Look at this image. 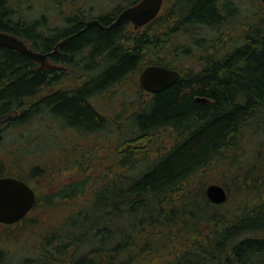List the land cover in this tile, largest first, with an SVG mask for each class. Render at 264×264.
<instances>
[{
  "label": "trees",
  "instance_id": "obj_1",
  "mask_svg": "<svg viewBox=\"0 0 264 264\" xmlns=\"http://www.w3.org/2000/svg\"><path fill=\"white\" fill-rule=\"evenodd\" d=\"M139 1L0 0V31L34 51L71 37L46 58L60 70L0 46V149L11 155L0 153V176L26 181L33 210L55 217L35 255L0 248V264H264V2L227 0L225 18L219 0H167V13L143 26L87 25H109ZM150 64L181 76L148 92L139 75ZM105 98L123 99L118 114L99 108ZM42 119L63 138L23 177L21 146L5 135ZM211 183L226 188L224 203L208 198Z\"/></svg>",
  "mask_w": 264,
  "mask_h": 264
},
{
  "label": "rangeland",
  "instance_id": "obj_2",
  "mask_svg": "<svg viewBox=\"0 0 264 264\" xmlns=\"http://www.w3.org/2000/svg\"><path fill=\"white\" fill-rule=\"evenodd\" d=\"M233 1H235V3L238 4L243 9H251L252 7H254V3H256V0H233ZM110 7L112 8V6H110L109 4L107 6L104 5L103 7L100 8L95 6V9L93 7L94 9L93 12L94 14L97 15L101 10H107ZM165 13H167L166 10ZM57 23L58 22H55L54 19L52 20V24L55 26L61 25L62 21H60L59 24ZM40 64L42 67H50L58 70H60L62 67L52 64L49 61V59H45L44 61H41ZM71 82L72 81L70 80L68 83L70 84ZM130 86L131 85H129L128 89L124 88L122 90L128 93V98L130 97L129 99L131 100L134 96L135 89L130 88ZM106 100L108 99L105 98L104 101H101L99 99V105H98L99 108L108 114H111L112 110L115 111V114L116 113L118 114L120 112L119 105L122 104L119 101L123 99L116 98V104L114 103V106H111L110 103L106 102ZM34 126L36 127V129L35 128L29 129L28 127H22L19 132L9 131L5 135V143L6 144L8 143V147L11 144L21 146V150L18 151L16 157L22 161L23 165L20 166V170H21L20 173L23 175V177H25L26 171L28 172V170H30L31 165L29 163L37 162L36 158H39L43 155L41 153V151L43 152V150L40 149H45L49 143L55 145L59 141V139L63 138L62 130L59 128L58 124L52 123V125L49 128L45 120L42 119L41 121L38 122V124H35L32 127ZM65 133L67 135H72V132L70 131H65ZM35 152L38 154H36ZM53 152H54L53 150H50V152H48V156L50 158H53ZM0 153L5 154L4 157L6 159H9L11 157V155L7 151L5 152L4 149H0ZM11 153H13V151ZM53 162L54 161L51 160L47 161L50 172L51 171L53 172V169L56 167V165L53 164ZM9 165L10 163L7 164V166ZM61 173L65 175L67 174V172H61ZM221 175L222 174H220L217 171L212 179L216 180V178L221 177ZM56 177H58V175H56ZM34 179L33 182L37 188L43 190L44 192L48 191L47 188L41 185V183L43 184L42 180L38 178H36L35 180ZM66 180L67 179H63V181H61V184L64 183ZM227 180L231 185V188L233 189L231 196L232 200H236V201L239 200L235 195V191H234L235 187L232 185L233 182L229 181V179ZM227 180L224 181L227 182ZM44 184L45 186L48 185V184L46 185L45 182ZM57 187H59V184L49 186V188L51 189L52 188L57 189ZM64 210L65 209H62V211ZM56 213L59 216L64 215L63 212H59L58 210L56 211ZM47 218L48 217H45L41 212H39L38 209L35 210L32 209L29 212V214L20 222H17L15 224H3V223L0 224V248L4 249L9 254V256H11V258L12 257L19 258L24 256L35 255L39 251L38 239L41 238V235L45 234V231L51 228V225H53V223L55 222V217H50L49 219ZM66 228L67 227H64V230Z\"/></svg>",
  "mask_w": 264,
  "mask_h": 264
},
{
  "label": "water",
  "instance_id": "obj_3",
  "mask_svg": "<svg viewBox=\"0 0 264 264\" xmlns=\"http://www.w3.org/2000/svg\"><path fill=\"white\" fill-rule=\"evenodd\" d=\"M264 2V0H262ZM163 0H140L137 4L123 9L109 24L104 25L98 19L89 21L87 25H98L102 30L111 31L124 21H131L142 26L153 20L159 13ZM71 37L60 41L51 52H37L30 48L18 36L0 31V46L15 49L29 55L35 60L44 61L48 56L56 54L69 42ZM181 76L177 69L163 65H147L139 75L141 86L148 92L158 93L173 85ZM208 198L217 204L228 198L226 188L219 183H211L206 188ZM37 195L34 188L26 181L15 176H0V223L14 224L24 219L34 208Z\"/></svg>",
  "mask_w": 264,
  "mask_h": 264
},
{
  "label": "flooded vegetation",
  "instance_id": "obj_4",
  "mask_svg": "<svg viewBox=\"0 0 264 264\" xmlns=\"http://www.w3.org/2000/svg\"><path fill=\"white\" fill-rule=\"evenodd\" d=\"M174 1H176V0H172V2L170 3V5L172 6L173 4H174ZM226 1L227 0H219V3H220V10H221V15H223V16H225V18L227 17V12H226V10L223 8V5H225V3H226ZM167 0H163V2H162V5H161V8H160V11H159V13H158V15L157 16H159V17H163L164 15H165V10H167L166 9V7H167ZM137 4V3H136ZM125 9V8H124ZM156 16V17H157ZM143 26V25H142ZM237 46H234V47H230V48H228L227 49V51H230V50H233L234 48H236ZM201 49H203L204 50V48H201ZM210 50H212V51H221L222 50V45H219V46H214V47H210L209 48ZM202 50V51H203ZM206 50V49H205ZM201 50H199V52H202Z\"/></svg>",
  "mask_w": 264,
  "mask_h": 264
}]
</instances>
